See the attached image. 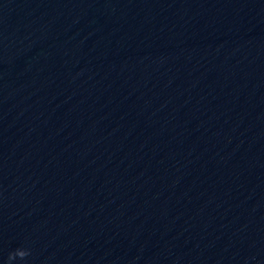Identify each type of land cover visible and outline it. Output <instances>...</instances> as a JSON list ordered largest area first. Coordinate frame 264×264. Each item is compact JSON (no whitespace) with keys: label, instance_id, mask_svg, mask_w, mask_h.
<instances>
[{"label":"water","instance_id":"1","mask_svg":"<svg viewBox=\"0 0 264 264\" xmlns=\"http://www.w3.org/2000/svg\"><path fill=\"white\" fill-rule=\"evenodd\" d=\"M264 78V0H0V121Z\"/></svg>","mask_w":264,"mask_h":264},{"label":"clouds","instance_id":"2","mask_svg":"<svg viewBox=\"0 0 264 264\" xmlns=\"http://www.w3.org/2000/svg\"><path fill=\"white\" fill-rule=\"evenodd\" d=\"M29 255H30V250L26 248H17L14 252L9 254L8 264H11V262L16 259L24 260Z\"/></svg>","mask_w":264,"mask_h":264}]
</instances>
